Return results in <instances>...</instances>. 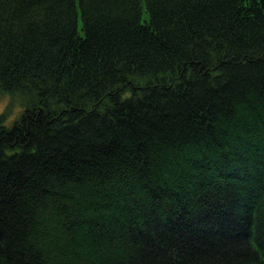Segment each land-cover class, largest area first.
Wrapping results in <instances>:
<instances>
[{"label": "trees", "instance_id": "trees-1", "mask_svg": "<svg viewBox=\"0 0 264 264\" xmlns=\"http://www.w3.org/2000/svg\"><path fill=\"white\" fill-rule=\"evenodd\" d=\"M0 95V264H264V0H0Z\"/></svg>", "mask_w": 264, "mask_h": 264}, {"label": "rangeland", "instance_id": "rangeland-1", "mask_svg": "<svg viewBox=\"0 0 264 264\" xmlns=\"http://www.w3.org/2000/svg\"><path fill=\"white\" fill-rule=\"evenodd\" d=\"M144 18L147 15L143 13ZM23 107L17 105V103H12L11 98L7 95H0V115L7 114V118L5 120L6 125H12L16 119L19 117L21 110Z\"/></svg>", "mask_w": 264, "mask_h": 264}, {"label": "clouds", "instance_id": "clouds-1", "mask_svg": "<svg viewBox=\"0 0 264 264\" xmlns=\"http://www.w3.org/2000/svg\"><path fill=\"white\" fill-rule=\"evenodd\" d=\"M17 151H19V149H17Z\"/></svg>", "mask_w": 264, "mask_h": 264}]
</instances>
